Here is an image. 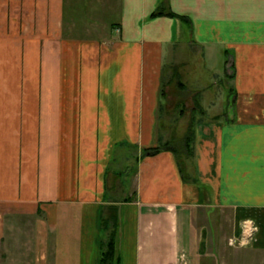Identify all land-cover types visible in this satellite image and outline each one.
Masks as SVG:
<instances>
[{"label": "crops", "instance_id": "crops-1", "mask_svg": "<svg viewBox=\"0 0 264 264\" xmlns=\"http://www.w3.org/2000/svg\"><path fill=\"white\" fill-rule=\"evenodd\" d=\"M113 235L120 264L264 255V0H0V264Z\"/></svg>", "mask_w": 264, "mask_h": 264}, {"label": "rangeland", "instance_id": "rangeland-1", "mask_svg": "<svg viewBox=\"0 0 264 264\" xmlns=\"http://www.w3.org/2000/svg\"><path fill=\"white\" fill-rule=\"evenodd\" d=\"M188 59H185V66H183V67H179L178 66V68L180 69H178V71L180 72V71H186V69H190V68H192V64H188V61H187ZM218 62H220V65H221V59H220V61H218ZM182 69V70H181ZM209 78H207V80H208ZM183 84V83H182ZM225 86V85H224ZM189 89H187L186 87H185V85L183 84V87H182V90H180L179 88H178V86L177 87H175V90H174V92H176L177 93V95H179L180 97H182V98H184V100H190V102H192V103H194V104H197V100H196V98L195 97H192V96H195V93L194 92H192V91H190ZM190 93V94H189ZM191 95V96H190ZM209 99H212V97L210 98L209 97ZM210 100H208V102H209ZM217 102V101H216ZM212 104V103H211ZM193 106V105H192ZM211 106V105H210ZM212 122V121H211ZM214 122V121H213ZM208 127H211V125H209ZM248 219H245L244 220V222L245 221H247ZM244 222H242V229H244L245 228V223ZM252 224H253V222L254 221H250ZM254 224H256V223H254ZM258 231H259V229L258 230H256L254 233H253V235H252V239L250 240V241H239L237 244L240 246V245H242L243 247H248V246H251V245H253L254 243H255V241H256V237H257V235H258ZM263 257H264V255L261 253V252H258V253H253V254H251L250 256H249V258H248V260H247V262H246V264H264V259H263ZM180 262H181V260L179 261V264H180ZM188 262V264H197L196 262L195 263H193L192 261H187ZM192 262V263H191ZM182 263V262H181ZM202 263L203 264H226L224 261H218V263H217V261H214L213 259L212 260H207V259H205V260H202ZM241 264H243V263H241Z\"/></svg>", "mask_w": 264, "mask_h": 264}, {"label": "trees", "instance_id": "trees-1", "mask_svg": "<svg viewBox=\"0 0 264 264\" xmlns=\"http://www.w3.org/2000/svg\"><path fill=\"white\" fill-rule=\"evenodd\" d=\"M161 11H157L155 14H159ZM172 13V12H169ZM175 14V13H174ZM159 148V147H158ZM158 149L155 148L153 151H157ZM103 251L101 256V261L99 264H120V258L116 251V243L114 235L111 236L107 241L103 243Z\"/></svg>", "mask_w": 264, "mask_h": 264}, {"label": "built area", "instance_id": "built-area-1", "mask_svg": "<svg viewBox=\"0 0 264 264\" xmlns=\"http://www.w3.org/2000/svg\"><path fill=\"white\" fill-rule=\"evenodd\" d=\"M250 221H253V220H247L245 221V228L243 229V238L245 239V241H250L252 239V235L253 233L257 230V225L254 224L255 222L250 223ZM188 259H187V256L185 254L182 255L181 257V262L180 264H188Z\"/></svg>", "mask_w": 264, "mask_h": 264}, {"label": "bare ground", "instance_id": "bare-ground-1", "mask_svg": "<svg viewBox=\"0 0 264 264\" xmlns=\"http://www.w3.org/2000/svg\"><path fill=\"white\" fill-rule=\"evenodd\" d=\"M251 223V222H250ZM243 234V233H242Z\"/></svg>", "mask_w": 264, "mask_h": 264}]
</instances>
